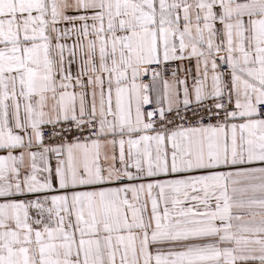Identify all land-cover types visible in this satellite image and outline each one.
<instances>
[{
    "label": "snow or ice",
    "instance_id": "6c2138e0",
    "mask_svg": "<svg viewBox=\"0 0 264 264\" xmlns=\"http://www.w3.org/2000/svg\"><path fill=\"white\" fill-rule=\"evenodd\" d=\"M0 264H264V0H0Z\"/></svg>",
    "mask_w": 264,
    "mask_h": 264
}]
</instances>
